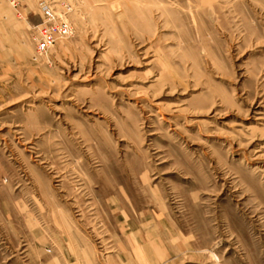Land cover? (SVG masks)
Segmentation results:
<instances>
[{
    "label": "rangeland",
    "instance_id": "374dc122",
    "mask_svg": "<svg viewBox=\"0 0 264 264\" xmlns=\"http://www.w3.org/2000/svg\"><path fill=\"white\" fill-rule=\"evenodd\" d=\"M168 252L264 264V0H0V264Z\"/></svg>",
    "mask_w": 264,
    "mask_h": 264
},
{
    "label": "built area",
    "instance_id": "2783aa9c",
    "mask_svg": "<svg viewBox=\"0 0 264 264\" xmlns=\"http://www.w3.org/2000/svg\"><path fill=\"white\" fill-rule=\"evenodd\" d=\"M43 14L49 23L38 29L35 46V51L38 56L45 55L57 38L67 37L71 33L69 26L65 22L60 21L49 8H44ZM158 264L167 263L162 262Z\"/></svg>",
    "mask_w": 264,
    "mask_h": 264
},
{
    "label": "crops",
    "instance_id": "0c3cea01",
    "mask_svg": "<svg viewBox=\"0 0 264 264\" xmlns=\"http://www.w3.org/2000/svg\"><path fill=\"white\" fill-rule=\"evenodd\" d=\"M178 256V253L176 252H168L167 254H155L151 258H149L147 261L153 264H157L161 262V257L164 258L165 262L171 263L175 261L176 257Z\"/></svg>",
    "mask_w": 264,
    "mask_h": 264
}]
</instances>
